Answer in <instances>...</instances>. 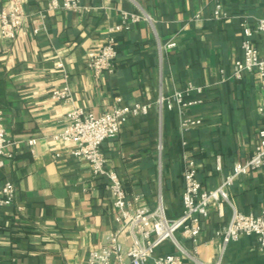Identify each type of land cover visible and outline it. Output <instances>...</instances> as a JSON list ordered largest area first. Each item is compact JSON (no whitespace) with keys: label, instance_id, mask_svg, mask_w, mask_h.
<instances>
[{"label":"crops","instance_id":"1","mask_svg":"<svg viewBox=\"0 0 264 264\" xmlns=\"http://www.w3.org/2000/svg\"><path fill=\"white\" fill-rule=\"evenodd\" d=\"M9 2L0 0V9ZM23 2L27 18L17 37L0 33V108L13 152L0 165V186H16L15 201L0 206V264H91L89 253L110 245L117 231L124 253L133 244L130 227L116 221L107 178L74 155V141L54 137L75 107L100 114L117 104L150 105L102 146L133 208L155 209L162 200L167 215L177 217L186 157L195 159L202 189L211 190L255 153L264 128L262 80L256 71L233 74L243 57L244 26L255 31L253 41L264 54V31L257 29L264 0H223V18L214 16L215 0H81V10H51L49 0ZM134 14L141 18L133 20ZM110 35L118 48L114 69L97 75L87 54ZM169 41L174 46L167 47ZM66 84L73 99L54 98L52 91ZM190 87L188 99L202 101L168 106L176 90ZM186 118L201 122L183 127ZM228 195L210 204L197 244L181 237L183 246L205 264H264L257 235L225 244L216 234L235 210L262 213L264 166L238 175ZM167 252L179 249L167 240L154 256Z\"/></svg>","mask_w":264,"mask_h":264},{"label":"built area","instance_id":"2","mask_svg":"<svg viewBox=\"0 0 264 264\" xmlns=\"http://www.w3.org/2000/svg\"><path fill=\"white\" fill-rule=\"evenodd\" d=\"M214 16L223 18V0H215ZM81 0H49L48 9H71L81 10ZM27 18L23 0H10L0 9V33L6 39H15ZM140 15H132L133 20H139ZM122 24L128 26V15L123 16ZM257 29L264 31V18L259 19ZM36 32L39 28L35 29ZM245 39L243 41V57L235 64L233 76L241 78L244 72L256 71L262 80L264 88V54L253 41L255 31L244 26ZM174 46L173 41L166 44ZM118 54L115 36L110 35L107 42L88 52L87 64L98 75L103 71H112L114 61ZM63 67L62 61L58 62ZM192 87L185 90H176L167 98L168 106L177 103L180 107L202 101V99H188ZM202 92L203 87H196ZM54 98L71 101L73 93L68 84L52 91ZM164 102V97L160 98ZM150 105L143 102L133 104H117L110 110L97 114L92 110L75 107L68 113L69 124L60 133L55 134L56 139L74 141L75 156L85 159L96 176L107 178V186L111 191L114 205L117 209L116 221L125 223L130 227L134 235V241L127 252L122 251L118 239V231L109 237L110 245L101 249L92 250L89 253L91 264H186L184 258L191 257L197 264H205L193 256L182 244L181 237L191 239L196 245L199 234L203 228V219L209 214L211 203H222L228 200V187L234 179L247 171L264 166V128L259 131V140L255 153L243 162H237L233 173L228 176L218 187L211 190L202 189V183L198 177L196 161L186 157L183 171L184 190L182 193V212L177 217H169L164 204L160 200L155 209L140 206L133 208L128 196L127 189L120 175L113 169L108 168V159L103 151L105 140L116 137L122 126L134 116L147 113ZM201 122V119L186 118L182 121L183 127H189ZM36 137L28 139L30 145H34ZM7 128L4 123L3 110L0 108V165L4 164L5 158H10L13 152L8 149L11 144ZM16 186L12 181H7L0 186V206L10 205L15 201ZM138 197H135L137 199ZM218 237H222L225 244L238 239L243 234H255L260 246L264 249V210L259 215L246 214L235 210L227 225L217 230ZM171 241L179 249V252H167L154 256V252L164 241ZM197 247L195 246V249ZM153 261L150 263V261ZM209 264H220V261Z\"/></svg>","mask_w":264,"mask_h":264}]
</instances>
